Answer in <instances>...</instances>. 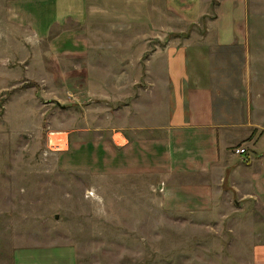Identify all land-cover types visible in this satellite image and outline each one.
I'll return each instance as SVG.
<instances>
[{
	"label": "crops",
	"instance_id": "crops-1",
	"mask_svg": "<svg viewBox=\"0 0 264 264\" xmlns=\"http://www.w3.org/2000/svg\"><path fill=\"white\" fill-rule=\"evenodd\" d=\"M128 1L48 0L46 5L57 13L59 28H76L57 37L63 56L87 60L89 67L105 61L100 72L89 74L95 89L89 84L78 96L90 108L103 109L108 135L120 151V165L111 158L105 171H120L129 182L150 181L160 212L187 220L215 218L223 226L231 222L240 241L245 233L254 239L248 264H264V25L251 19L248 0H221L215 7L211 0ZM150 4L159 21L163 9L162 28L170 33L180 16L187 26L202 23L204 30L181 42L170 38L139 63ZM71 5L75 11L69 13ZM97 9L102 12L94 14ZM212 10L215 18H207ZM42 16L43 22L33 20L27 27L47 38L52 25ZM83 28L95 29L89 39ZM88 42L95 47L85 50ZM121 54V59L137 57L135 66L108 62ZM238 148L242 155L233 153ZM30 250L36 251L16 252L14 264L76 261L70 248Z\"/></svg>",
	"mask_w": 264,
	"mask_h": 264
},
{
	"label": "rangeland",
	"instance_id": "rangeland-1",
	"mask_svg": "<svg viewBox=\"0 0 264 264\" xmlns=\"http://www.w3.org/2000/svg\"><path fill=\"white\" fill-rule=\"evenodd\" d=\"M248 3L251 19L264 25V0ZM47 4L0 0V264H14L16 252L38 248H70L75 264H248L254 239L245 233L240 241L231 222L224 228L215 218L187 220L160 212L150 181L129 182L120 171H105L106 160L118 159L120 165V151L108 135L103 109L78 100L79 89L89 84L95 89L89 74L100 72L105 61L89 67L87 60L63 56L57 37L76 28H59L57 13ZM152 9L146 5L139 63L172 39L181 42L204 30L202 23L187 26L180 16L182 23L170 33L162 28L163 9L160 21ZM42 15L52 25L47 38L27 27L33 20L43 22ZM207 18H215L213 10ZM81 30L89 39L95 29ZM90 43L85 50H91ZM121 57L108 62L130 69L137 63L132 55Z\"/></svg>",
	"mask_w": 264,
	"mask_h": 264
},
{
	"label": "built area",
	"instance_id": "built-area-1",
	"mask_svg": "<svg viewBox=\"0 0 264 264\" xmlns=\"http://www.w3.org/2000/svg\"><path fill=\"white\" fill-rule=\"evenodd\" d=\"M244 153V150L241 148L235 149V154L236 155H242Z\"/></svg>",
	"mask_w": 264,
	"mask_h": 264
}]
</instances>
